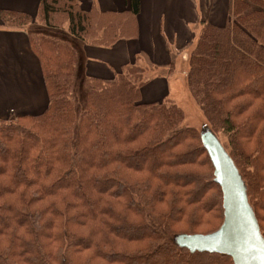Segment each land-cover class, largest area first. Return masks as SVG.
<instances>
[{
  "label": "trees",
  "instance_id": "16d2710c",
  "mask_svg": "<svg viewBox=\"0 0 264 264\" xmlns=\"http://www.w3.org/2000/svg\"><path fill=\"white\" fill-rule=\"evenodd\" d=\"M129 1L133 18L139 1ZM0 16L12 29L67 25L72 37L106 48L132 27L125 14L78 0H41L37 18ZM30 41L49 105L0 120V264H234L177 241L215 233L225 220L214 166L184 110L143 103L145 70L136 66L84 80L78 103L73 44L41 32ZM187 81L210 130L227 138L264 238V0H232L226 26L203 27Z\"/></svg>",
  "mask_w": 264,
  "mask_h": 264
},
{
  "label": "crops",
  "instance_id": "0c3cea01",
  "mask_svg": "<svg viewBox=\"0 0 264 264\" xmlns=\"http://www.w3.org/2000/svg\"><path fill=\"white\" fill-rule=\"evenodd\" d=\"M138 1L139 12L132 18L129 0H78L86 10L125 14L132 20L130 34L109 48L84 43L69 34L67 25L63 27L71 37L65 40L78 52V75L84 80H111L127 67H140L145 70L142 102L171 100L178 105L171 96L157 99L166 83L152 81L153 75L161 72L159 78L170 77L179 62L190 60L206 24L226 26L232 0ZM40 2L0 0V12H21L37 18ZM42 26L34 21L24 29H12L0 16V120L15 121L19 117L41 114L48 108L49 96L41 63L30 41V35Z\"/></svg>",
  "mask_w": 264,
  "mask_h": 264
},
{
  "label": "water",
  "instance_id": "95a60500",
  "mask_svg": "<svg viewBox=\"0 0 264 264\" xmlns=\"http://www.w3.org/2000/svg\"><path fill=\"white\" fill-rule=\"evenodd\" d=\"M211 131L202 138L215 169V181L223 193L225 220L222 227L208 235H184L178 244L192 253L223 254L234 264H264V238L246 187L237 167Z\"/></svg>",
  "mask_w": 264,
  "mask_h": 264
},
{
  "label": "rangeland",
  "instance_id": "374dc122",
  "mask_svg": "<svg viewBox=\"0 0 264 264\" xmlns=\"http://www.w3.org/2000/svg\"><path fill=\"white\" fill-rule=\"evenodd\" d=\"M42 29H38V32H41L42 34L52 36V37H59L62 40L67 39L68 32L66 28L62 29H48L47 27H40ZM68 38H71L70 36ZM74 45L77 46V43L74 42ZM82 54V52H81ZM83 56V54H82ZM188 72H189V60L186 62L182 61L177 64L176 72L173 75H170V77H163L159 78L161 75V72L158 74H154L155 76L152 81H160L162 84H165V89H161V95H159V98L162 99L164 97H172L178 105L181 106V108L184 110L185 114V121L184 125L195 128L198 132L202 133V135L205 137L209 133H211L210 127L207 123V120L205 119L202 111L200 110L197 103L194 101L193 97L190 94L189 88H188ZM152 76V77H153ZM88 90V87L84 81V78L81 75H78L77 79V87H76V97L78 103H81L86 95V92ZM219 143L225 147L227 144V138L222 133L213 134Z\"/></svg>",
  "mask_w": 264,
  "mask_h": 264
}]
</instances>
